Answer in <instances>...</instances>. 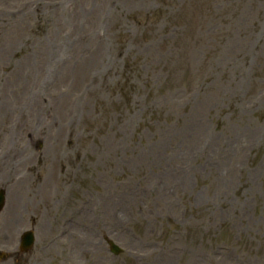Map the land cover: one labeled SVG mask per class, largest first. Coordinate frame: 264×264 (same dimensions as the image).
Returning a JSON list of instances; mask_svg holds the SVG:
<instances>
[{
	"label": "rangeland",
	"instance_id": "obj_1",
	"mask_svg": "<svg viewBox=\"0 0 264 264\" xmlns=\"http://www.w3.org/2000/svg\"><path fill=\"white\" fill-rule=\"evenodd\" d=\"M0 147L19 264H264V0H0Z\"/></svg>",
	"mask_w": 264,
	"mask_h": 264
},
{
	"label": "flooded vegetation",
	"instance_id": "obj_2",
	"mask_svg": "<svg viewBox=\"0 0 264 264\" xmlns=\"http://www.w3.org/2000/svg\"><path fill=\"white\" fill-rule=\"evenodd\" d=\"M5 187H10V184H2V185H0V188H5ZM9 226L10 227L13 226V221L11 222V224Z\"/></svg>",
	"mask_w": 264,
	"mask_h": 264
},
{
	"label": "bare ground",
	"instance_id": "obj_3",
	"mask_svg": "<svg viewBox=\"0 0 264 264\" xmlns=\"http://www.w3.org/2000/svg\"><path fill=\"white\" fill-rule=\"evenodd\" d=\"M164 264H167V263L164 261Z\"/></svg>",
	"mask_w": 264,
	"mask_h": 264
}]
</instances>
